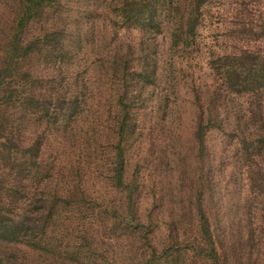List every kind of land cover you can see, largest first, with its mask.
Wrapping results in <instances>:
<instances>
[{
	"label": "rangeland",
	"instance_id": "1",
	"mask_svg": "<svg viewBox=\"0 0 264 264\" xmlns=\"http://www.w3.org/2000/svg\"><path fill=\"white\" fill-rule=\"evenodd\" d=\"M157 2L161 32L121 17L118 0H53L46 21L30 25L31 40L41 25L49 33H43L44 45L34 41L36 52L23 63L33 75L20 79L39 98L63 93L80 102L67 110L64 100L54 99L52 123L35 119L24 129L41 136L39 175L28 151L11 144L0 149L1 210L9 201L19 210L39 196L50 207L54 196L66 197L41 238L19 242L0 224V240L26 264H264V152L249 154L242 142L264 130L260 120L247 119L258 97L224 86L225 61L216 64L221 70L208 63L240 44L262 41L263 29L239 30L235 13L241 3L244 16L258 18L264 0H207L192 36L176 11L170 14L173 0ZM178 24L179 35L186 30L180 44L172 36ZM129 43L145 45L156 68L146 78L147 62L141 67L137 51L126 82L138 91L125 138L126 178L136 190L131 201L127 190L115 187L113 162L116 94L125 82L113 59ZM207 89L222 94L224 121L207 131L202 156L194 101L197 90L203 96ZM42 102L34 101L38 111ZM19 153L29 158L23 156L25 169L16 163ZM202 199L213 242L200 231ZM212 245L213 260L206 256Z\"/></svg>",
	"mask_w": 264,
	"mask_h": 264
},
{
	"label": "trees",
	"instance_id": "2",
	"mask_svg": "<svg viewBox=\"0 0 264 264\" xmlns=\"http://www.w3.org/2000/svg\"><path fill=\"white\" fill-rule=\"evenodd\" d=\"M206 2L207 0H173L170 14L172 15L176 11L175 16L179 15L180 24L183 25L185 23L187 33L192 36V34L196 33L201 8ZM3 3V7L0 5V149L8 147L10 144L17 145L20 149H25L29 152L30 156L34 157L38 164L37 175H39L43 171L42 164L38 162V158H40L38 154H41L43 149L39 138L41 136L36 131H32L31 128L27 133L24 129L29 128L30 125L28 124L32 120L35 121V119L41 120L43 118L45 122L51 124L52 121L50 119H53V114H58L52 111L55 109L54 99L58 102L64 100L67 110L71 109L74 105L76 108L80 100L77 95L69 98L63 93L57 97H53L54 94L51 96L44 93L45 97L39 98L34 87L20 79V74L22 73L30 76L33 75L30 67L24 69L23 63L31 55L35 54L36 51L31 48L34 41L39 44V47L44 45L43 33H49L48 31H44L42 27L44 25H41L38 35L31 40L27 35L30 32L28 29L32 23L40 24L46 21L45 18L51 12L50 8L52 7L53 0H0V4ZM118 4L120 5L121 17H135L134 19L137 22L153 24L156 26L158 32L162 31L160 26L162 22L158 18L159 13H157V0H118ZM240 4L235 13L238 20L235 23L236 26L239 30L246 33H253L256 27H261L263 30L260 33L261 35L258 34V36L262 37V41H259V44L248 43L245 44L246 46L240 44L235 51L219 55L218 58H215L216 56L210 57L208 63L211 64L214 70L215 68L221 70V67L216 65L217 62H226L225 65H222L220 77L225 82L224 86L230 89L231 92L248 93L249 95L255 92L259 100L257 99V104L252 105L254 108L250 110L247 119L250 124H255V119L260 120L262 127H264V14L260 12L258 18L249 17V19L244 16L245 11L243 10L246 9H242ZM256 20L261 21V23L259 25L255 24ZM172 29V36L178 39L175 43L180 44V38L185 34L186 30L183 31L181 29L179 35V24L175 29L173 25ZM249 35L252 36V34ZM137 51L141 52L139 60L144 59L142 60L141 67L144 68L147 62L144 68L146 71L144 72L143 70L141 72L146 78L151 80L155 76V61L152 63L148 62V60H151L152 55L145 45L141 44L139 47H136L134 44L129 43L125 48L116 51L113 59V67L115 69L122 67V75L125 78V82L116 94V108H114L115 118L113 128L115 130L114 137L116 138V143H113L114 180L116 188L128 191V199L130 201L134 199L136 190L130 187V183L126 178L125 138L129 134L130 116L134 110L133 101L138 91L130 89L126 82H128V73L131 69L135 71L133 62L136 63L138 61L134 60V54H137ZM149 66L150 68H148ZM216 92L218 90L210 95L209 89H207L202 96V93L197 90V97L194 101L199 109L196 117V140L199 153L202 156L206 149L205 139L207 131L224 121L220 110L222 105L224 107V103L220 102L222 94ZM36 98L43 100V110L41 111H38L39 109L34 103ZM202 102L207 107L203 106ZM54 121H57V119ZM242 142L245 144L246 151H249V154L251 151V154H253V148L263 153L264 130L257 129V134L254 138L251 140L243 139ZM23 156L27 160L29 159L26 154L21 155L20 153L15 155V159L16 163L19 166L21 165L22 169H25L27 166L23 160ZM60 197L54 196L50 207L48 205L49 201L45 197L39 196L34 199L35 201L32 199V201L22 206L19 210L14 206L15 202L9 201V203H6L7 206L4 204V210L0 209V224L6 227V229H10L16 240L22 238L19 242L31 241L38 237L41 238L49 226L51 218L54 216L58 201L66 199V197ZM198 205L202 237L213 242V233L209 217L204 209L203 199ZM211 248L212 251L207 253L206 256L213 260L214 258L216 259L218 253L213 245ZM23 253L26 255V251ZM31 256L34 257V253H31ZM22 262L26 264V260H22L19 252L17 253L15 248L12 249L7 241L0 240V264H22Z\"/></svg>",
	"mask_w": 264,
	"mask_h": 264
}]
</instances>
